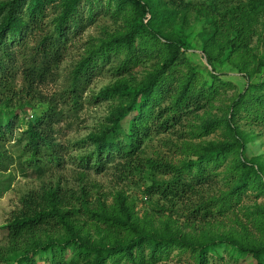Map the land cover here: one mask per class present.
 Listing matches in <instances>:
<instances>
[{"label": "trees", "instance_id": "1", "mask_svg": "<svg viewBox=\"0 0 264 264\" xmlns=\"http://www.w3.org/2000/svg\"><path fill=\"white\" fill-rule=\"evenodd\" d=\"M106 2L123 24L89 44L64 94L78 110L85 88L109 66L116 80L99 98L114 103L105 124L75 143L83 151L76 165L98 175L114 167L137 179L150 205L140 215L123 191L111 204H95L85 186L79 193L45 186L23 196L12 213L4 227L10 251L0 261L159 264L187 257L189 264H209L210 252L224 246L264 264V159L248 158L247 144L256 134L243 129L264 127V0ZM104 5V0L0 1V111H8L6 124H0V168L10 161L7 142L23 124L27 130L17 141L30 167L65 163L67 150L54 138L62 113L50 104L38 110L19 96L16 76L21 70L30 92L53 78ZM192 18L208 24L199 35L206 75L188 57ZM148 64L139 78L136 70ZM225 67L247 82L230 98L234 87L222 80ZM29 110L35 113L26 121ZM174 133L191 137L177 144L179 162L146 154L154 137ZM212 134L218 137L205 140Z\"/></svg>", "mask_w": 264, "mask_h": 264}, {"label": "rangeland", "instance_id": "2", "mask_svg": "<svg viewBox=\"0 0 264 264\" xmlns=\"http://www.w3.org/2000/svg\"><path fill=\"white\" fill-rule=\"evenodd\" d=\"M6 1V0H0ZM107 0H104L105 5L100 7L96 13L98 15L97 21L94 25L89 26L87 30L75 38L74 42L68 49V52L62 64L56 69L53 78H49L42 84H37L34 90L30 92L25 86L22 77V72H18L16 76L15 89L19 91V96H24L31 105L36 109L43 107L56 106L61 112L59 122L55 124L54 138L56 143L67 150L63 155L65 163L61 167L48 166L44 170H38L35 167H30L26 159L29 155H23V145L18 142L21 133L27 130V125H19L15 129L13 137L6 144L7 156L10 161H7L3 168H0V255L8 256L10 243L8 241L7 233L4 227L12 217V213L21 208V199L30 192H38L45 186L60 185L62 188H69L79 193L81 187H87L90 201L97 203V200H102L107 204L114 201V196L120 191L128 195L136 204V211L143 215L144 209L149 207V202L143 194V188L136 184L137 179H127L122 176L114 167L109 168L103 174H96L94 172H84L76 165L75 158L81 154L80 149L74 145L81 140L86 139L92 132H96L105 124L107 117L114 101L104 100L99 98L100 92L108 85L115 82V77L109 71V66L104 69V72L95 77L90 84L85 88L84 93L80 99L81 107L74 110L73 101L68 94H64L71 83L70 75L74 67L86 55L89 45L94 39L98 40L105 36V32H114L116 28L123 24L121 19L115 20L109 11V6L106 5ZM188 3H203L206 0H185ZM86 8V7H84ZM208 24L203 21H195L192 18L191 28L188 33L191 36L193 50L188 53L191 62L199 68L201 72L206 75L208 66L201 53V40L199 35ZM259 31L262 30L259 28ZM260 49L261 55L264 58V45ZM20 65V63H19ZM150 64L145 67H140L136 70V74L140 78ZM222 73V80L233 85L234 88L228 89L227 96L230 98L238 92H243L247 86L246 80L237 74L236 71L229 67L220 68ZM29 94V96H28ZM219 105V104H218ZM8 111L1 109L0 124L5 125ZM35 112L29 110L26 115V121L32 119ZM40 113V112H39ZM217 113V111H214ZM220 114V112H218ZM243 129L246 132H255L256 136L247 144L248 158L261 157L264 159V127L251 126L245 124ZM190 131V129L188 130ZM189 133V132H188ZM185 135V136H181ZM218 137L212 134L205 138V140H214ZM191 137L186 134H167L159 137H154L148 144L146 154L153 158H162L174 163L179 162L183 155L177 148V144L190 140ZM169 141V143H168ZM258 202H262L259 200ZM254 198L246 200V205H253ZM183 218V219H182ZM181 223H184L185 217L181 214ZM93 232V231H92ZM70 255V252L68 251ZM209 264H253L251 257L242 256L235 253L232 249L227 247H217L210 252ZM185 259L172 258L167 262L159 264H189ZM0 264L2 263L0 261ZM38 264H50L46 258H38Z\"/></svg>", "mask_w": 264, "mask_h": 264}]
</instances>
